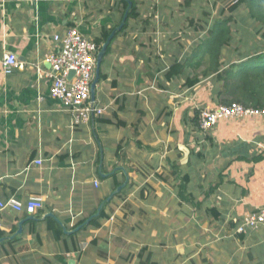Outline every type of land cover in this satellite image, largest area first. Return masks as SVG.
I'll return each instance as SVG.
<instances>
[{
  "label": "crops",
  "instance_id": "1",
  "mask_svg": "<svg viewBox=\"0 0 264 264\" xmlns=\"http://www.w3.org/2000/svg\"><path fill=\"white\" fill-rule=\"evenodd\" d=\"M135 2L100 64L103 113L72 125L38 69L69 27L93 41L115 28L123 1L0 0V198L43 202L34 214L0 210V264H264V227L236 231L264 206V158L250 160L264 151V117L196 126V111L219 104L195 56L210 24L183 11L189 0ZM120 184L108 218L75 230Z\"/></svg>",
  "mask_w": 264,
  "mask_h": 264
},
{
  "label": "built area",
  "instance_id": "2",
  "mask_svg": "<svg viewBox=\"0 0 264 264\" xmlns=\"http://www.w3.org/2000/svg\"><path fill=\"white\" fill-rule=\"evenodd\" d=\"M54 40L60 42V46L56 51L46 55L49 70L38 69V72L40 76L46 75L51 79L49 93L70 111L72 125L88 123L94 116H99L104 111L103 107L95 104L90 96V84L94 77L99 46L95 41L83 36L75 27H69L63 36L55 35ZM16 66H18L16 56L13 53H5L2 58L4 72L10 73ZM70 71H73L71 76ZM254 115L264 117V109L246 107L238 102L218 104L200 112L199 127L203 132H207L220 120ZM34 162L41 164L40 159ZM94 184L97 185V181H94ZM42 206V197L37 195L30 196L25 202L15 196L0 198V210L10 209L15 212L25 210L28 214H34ZM260 226L264 227V206L245 213L236 231L247 233Z\"/></svg>",
  "mask_w": 264,
  "mask_h": 264
},
{
  "label": "trees",
  "instance_id": "3",
  "mask_svg": "<svg viewBox=\"0 0 264 264\" xmlns=\"http://www.w3.org/2000/svg\"><path fill=\"white\" fill-rule=\"evenodd\" d=\"M122 1L123 9L120 18H122L127 7V1ZM130 1L131 7L128 10L126 21L123 27L119 31H116L113 37L124 30L129 18L135 17L138 14L135 0ZM241 5H244L248 9L250 18L259 24L257 31L264 38V0H232L227 8L220 10L219 17L210 24L205 34L199 39L200 43L195 51V56L198 57L196 62L197 66H200L204 62L206 63L204 69H202L203 76H208L209 74L214 75L213 80L217 84L215 91L219 104L238 102L246 107L264 109V42L261 43L259 48L253 47L249 43H247L246 47L242 45L239 49V57H233L229 59L226 65L223 64L222 51L226 48H231V43L234 42L230 22L233 19L236 9ZM226 12H228V15L224 16ZM199 28H202V25H199ZM113 29L104 30L100 37L95 39L99 47ZM170 74L168 72V75ZM198 80V77H194L187 84H194ZM199 115L200 112L196 111L192 119L196 126L199 124ZM263 158L264 151L251 157L250 160L258 161ZM106 205L107 202L104 203L100 213L97 216H93L88 224H83L84 220L92 215L97 208L76 222L74 227L80 226L82 229L89 226H100L101 221L108 218V214L105 213ZM52 223H54L53 220ZM51 227L54 228V224ZM60 232L61 230L58 228L56 230V236ZM0 237H2L1 231ZM18 238L15 237L13 240Z\"/></svg>",
  "mask_w": 264,
  "mask_h": 264
},
{
  "label": "rangeland",
  "instance_id": "4",
  "mask_svg": "<svg viewBox=\"0 0 264 264\" xmlns=\"http://www.w3.org/2000/svg\"><path fill=\"white\" fill-rule=\"evenodd\" d=\"M188 0H182L186 2ZM232 0H190L187 7H182L183 11L189 10V15L192 18L197 19L198 23H209L211 24L216 18L219 17V12L222 8H227ZM228 15V12L224 16ZM231 29L233 32L234 42L231 43L230 52L225 54L226 60L233 57H239V49L243 45L247 46V43L251 44L253 47L259 48L261 43L264 42V38L257 31V22L253 21L249 14L248 9L244 5L239 6L230 22ZM234 47V48H233ZM236 48V49H235ZM235 49V50H234Z\"/></svg>",
  "mask_w": 264,
  "mask_h": 264
},
{
  "label": "water",
  "instance_id": "5",
  "mask_svg": "<svg viewBox=\"0 0 264 264\" xmlns=\"http://www.w3.org/2000/svg\"><path fill=\"white\" fill-rule=\"evenodd\" d=\"M125 1H127V7H126V9H125V11H124V13H123V16H122V19H121V21H120V23L110 32V34L107 36V38L105 39V41L103 42V43H101V45H100V47H99V49H98V51H97V53H96V62H95V70H94V77H93V79H92V81H91V84H90V96H91V99L92 100H94V95H95V87H96V84L98 83V81H99V69H100V64H101V62H102V60H103V57H104V55H105V53H106V49H107V47H108V44L110 43V41H111V39L113 38V36L115 35V33H116V31H119L122 27H123V25H124V23H125V21H126V18H127V15H128V10H129V8L131 7V1L130 0H125ZM73 74V71H70L69 72V76H71ZM127 181V177L125 178V182ZM123 185L124 184H120V185H118L115 189H114V191H112L104 200H102L100 203H99V205H98V207H97V209H96V211L92 214V215H90L89 217H87L85 220H84V222H83V224H88L89 223V221H90V219L93 217V216H97L99 213H100V211H101V208L103 207V205H104V203H106V202H109L110 200H111V198L116 194V193H118L120 190H121V188L123 187ZM28 218H32V216H29ZM22 222H23V220H21V221H19V223H18V229L16 230V232L13 234V235H11L10 237L12 238V237H14V236H16L17 234H21V232H22ZM79 227H77L75 230H77ZM2 240L0 239V242H1Z\"/></svg>",
  "mask_w": 264,
  "mask_h": 264
}]
</instances>
